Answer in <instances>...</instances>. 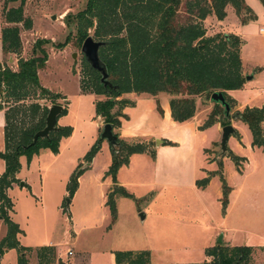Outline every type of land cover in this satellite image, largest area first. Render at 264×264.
Returning <instances> with one entry per match:
<instances>
[{
	"label": "rangeland",
	"instance_id": "obj_1",
	"mask_svg": "<svg viewBox=\"0 0 264 264\" xmlns=\"http://www.w3.org/2000/svg\"><path fill=\"white\" fill-rule=\"evenodd\" d=\"M3 1L0 0V66L16 71L19 59H29L38 54L33 53L38 39L48 40L49 43L43 47L47 62L39 71V81L52 95L65 96L66 103L62 99L57 100V104L67 108V113L58 117L57 126L72 128V134L62 142L60 158L51 169L56 173L45 171L54 158L48 152L52 158L35 164L34 169H23L22 180L16 183L19 186L10 193L14 213L10 214L12 209L7 213L21 231L17 235L19 244L32 249L27 253L29 264H39L35 248L49 244L53 245L56 253L52 264H114V252L117 251H149L151 264H204L213 260L206 256L205 250L218 245L224 248L252 247L249 258L242 264H264V149H248L252 142L248 127L240 120H229L236 133L229 137L227 152L223 154L219 146L222 126L218 132L209 131L202 156L195 157L193 168L186 166L187 163L182 166L178 163L175 168L168 169L165 178L157 175L158 180L164 179L169 183L164 189L135 186L130 189L131 198L117 197V221L112 224L104 198L113 183L108 173L112 156L107 141L101 142L87 169L84 163L87 153L99 142L102 130V124L100 126L95 115L94 102L107 97L92 94L96 97L94 99L92 95L81 92L80 86L86 77L81 53L83 42L78 41L75 22L71 20L70 27H67L64 21L66 15L82 11L86 0H27L23 16L31 21V28L18 25L19 55H5L1 50V31L12 26L4 20ZM181 1L179 23L188 17L186 6L192 0ZM202 4L206 5L204 1ZM244 4L251 11L243 9L237 15L228 5L222 21L211 14L201 23L206 36L232 34L242 40V74L244 77L252 76L248 85L258 95L257 105L264 108V35L259 32L264 28V2L244 0ZM18 6V2L5 5L6 10ZM88 32L92 35V30ZM67 37L68 43L58 48L57 45L65 43ZM158 96L174 97L166 93ZM194 101L197 108L194 117L204 129L214 109L213 103L207 104L203 96L194 98ZM38 103L49 108L51 98L45 96ZM249 107L237 110L234 101L230 115L242 113ZM262 130L264 135V123ZM234 156L242 159L238 163L240 171ZM203 157L209 164L215 162L214 170L206 174L200 170L205 165ZM154 158L142 163L146 167L140 175L134 176L137 180H156L153 178ZM224 158H227L225 166ZM79 168L85 170L81 172L77 189L70 197L67 186ZM213 176L217 179L209 189L190 186L193 177L196 178L193 182L196 186V182L206 178L210 180ZM223 181L230 188L225 207L221 202ZM24 182L25 186L21 187L20 183ZM216 191L221 193V204L217 201ZM6 231L7 226L0 219V240ZM4 254L0 264H16L17 252L14 249H5L0 256Z\"/></svg>",
	"mask_w": 264,
	"mask_h": 264
},
{
	"label": "trees",
	"instance_id": "obj_2",
	"mask_svg": "<svg viewBox=\"0 0 264 264\" xmlns=\"http://www.w3.org/2000/svg\"><path fill=\"white\" fill-rule=\"evenodd\" d=\"M26 1H3L4 20L12 25L1 31V50L5 55L21 53L18 25L22 24L25 29L31 28V21L23 16ZM16 2L19 3L17 8L6 10V4ZM181 5V0H86L82 11L66 15L65 24L70 27L71 20L75 22L80 43L87 37L106 42L99 50V58L107 69L109 82L115 88L106 89L100 82V74L83 58L86 77L80 89L86 94L107 97L106 100L96 101L94 110L96 117H100L103 124H110L112 130L120 126V118H125L123 108L133 105L127 99H118L123 94L158 96L159 93H166L174 96L170 99L169 107L171 118L177 123H185L194 117L196 97L203 96L207 100L205 102H208L213 93L220 92L230 109L232 108L234 101L226 92L240 90L245 83L240 56L243 42L232 34L206 36L201 21L211 14L222 21L226 17L225 7L228 5L237 15L243 9L251 10L245 6L244 0H192L186 6L188 17L179 23ZM89 30H92V35ZM68 39L67 37L65 43L58 44L57 47L63 48ZM48 43V40L38 39L33 46V53L38 54L29 59H19L16 71L0 66V111H4L5 146L4 151L0 152V159L5 162V171L0 175V219L7 226L6 235L0 240V255L5 249H14L17 252V264H29L27 253L32 251L19 244L17 235L21 231L7 213L13 208L7 190L19 183L16 178L21 167L19 159L25 157L29 163L33 156L44 149L57 154L60 140L72 134L71 127L56 125L57 129L50 132L48 137L39 138L33 143L34 135L45 127L49 109L40 105L38 100L46 96L51 98L53 105L57 104L58 99H62L57 94L52 95L39 82L38 72L47 62V53L43 47ZM32 99L35 101L30 102ZM62 107L61 115H65L67 108L64 105ZM157 108L160 111L158 103ZM234 115L235 119L248 127L252 136L251 146L264 149V108H245L242 113L235 112L232 116ZM216 122L222 127L230 124L224 116V109L219 105L212 109L204 128ZM114 135L116 145L114 148L110 147L112 158L108 173L116 184L118 170L128 164L131 155L148 153L154 158L155 152L151 149L153 143H127L117 133ZM100 144L98 142L94 145L85 156L86 169ZM164 144L173 145L168 141H164ZM233 160L240 171L238 163L242 159L234 156ZM85 168L77 169L71 176L67 186L70 197L74 195L78 178ZM207 183L208 178L196 182V185L204 187ZM222 189L221 202L225 207L230 189L225 181L222 182ZM117 197L132 196L116 185L106 194V206L112 224L117 219ZM35 250L39 264L55 262L53 246H41ZM251 251L252 247L247 246L224 248L218 245L205 250L206 256L213 260L204 264H242L249 258ZM114 264H151L150 253L117 251L114 252Z\"/></svg>",
	"mask_w": 264,
	"mask_h": 264
},
{
	"label": "crops",
	"instance_id": "obj_3",
	"mask_svg": "<svg viewBox=\"0 0 264 264\" xmlns=\"http://www.w3.org/2000/svg\"><path fill=\"white\" fill-rule=\"evenodd\" d=\"M38 78H39V72H38ZM40 85L44 87L42 84ZM226 93L233 101H235V104L237 105V110H241L242 108L249 107V106H253L255 108H261L260 106L257 105L258 95L255 94L252 91V89H250L247 80H245V83L242 89L228 91ZM94 96L93 98L96 99V97ZM63 97H62V100L66 101V98H63ZM118 99H127L131 101L133 105H129L123 108L122 113L125 115V118H120V126L114 129L113 132L117 133L119 138L126 141L127 143H137V142L146 143V144L154 143V146L152 148L153 151L155 152V158L153 159L154 160L153 161V173H154L153 178L156 180L154 182L153 181L144 182V180H137V178L134 177L138 173H139L138 175H140L141 171H144L146 166H144L145 164L143 165L142 163L149 162V160L151 161V157L149 156L148 153L133 154L129 157L128 164L125 166H122L118 170L116 174V184L112 183V186L110 184L109 190L113 187V185H116L118 187L123 188L130 195H133L130 192V189L135 186L150 187L155 190L164 189L166 186H168L167 184L169 183H166L164 179L158 180L157 175H160L159 176L160 178L162 177L165 178L166 174L169 171L168 169L175 168L178 163H181V166L187 163L186 166L189 165L190 167L193 168V163L195 162V159H196L195 157L202 156L203 148L207 142V135L209 131L214 130V132L216 131L218 132L220 131V128H221V124L219 122H216L213 125H211V127L209 128L201 129V125L198 119L195 117H193L192 119H190L189 121L185 123H177L173 121L171 118V112H170V107H169L170 99L167 96L153 97L148 94L129 93V94H123ZM96 101L98 100H95V102ZM157 103L159 105L160 111L157 108ZM210 103L212 102L211 101L207 102V104H210ZM215 105L217 104L215 103L212 104L213 108ZM97 119L100 120L99 124L100 126L102 124L101 127H103L104 125L103 120L100 117H97ZM3 128H4V112L0 111V132H1L0 152H3L4 147H5ZM65 139H68V138H62L60 140L59 149H58L59 152L57 154H53L50 150L44 149V150H41L38 155L33 156V158L31 159L29 163H27L25 157H20L19 162H20L21 167H20L19 172L16 175V178L19 181H21L22 180L21 173L23 169H26V170L34 169V166H36L35 164L39 165L41 161L51 156L50 153L48 152H51V154L54 155V158L51 159L48 166L45 167V171L46 170L51 171V169L53 168V166H55L57 160L61 156V152L63 149V147L61 146H62L63 140ZM156 141H157V145H155ZM164 141H168L172 143L173 145H165ZM104 142L105 141H103L102 144H104ZM247 147L251 151L258 149L257 147L252 148L251 142L250 144H248ZM108 148L110 150L109 145H108ZM108 159L110 158L108 157ZM203 159H204L203 163L205 165H204V168H201L200 170L205 171V174L209 172V170L211 171V169L214 170L213 168L215 166V162L209 164L206 158L203 157ZM226 160L227 158H224V161H223L224 166L226 164ZM106 165H108V163ZM205 166L206 167L208 166V168L210 169H207ZM4 171H5V162L2 159H0V175H2ZM51 172L53 174L56 173V171H51ZM65 177H63V179H66ZM215 179H217L216 176H213L210 180H208V183L204 186V188L209 189L210 186L213 185V181ZM195 181H196V178L193 177L191 179L192 183L190 185L193 189L197 187V185L194 186L193 184V182ZM25 184L26 183L24 182L23 185L25 186ZM218 185L216 187H218ZM17 186L19 185L13 184L11 188L7 190V195L10 199H11L10 197L11 191L17 188ZM232 189H234V187ZM220 195L221 193L216 191V197L219 203H220L219 201ZM104 198L106 201V194ZM229 207L230 206H228L227 208ZM13 208L10 214L14 213ZM20 236L21 235H19V237ZM48 246H53V245L49 244ZM5 255L6 254H4L3 256H0V259L2 260ZM72 263H74V261ZM16 264H17V261H16Z\"/></svg>",
	"mask_w": 264,
	"mask_h": 264
},
{
	"label": "water",
	"instance_id": "obj_4",
	"mask_svg": "<svg viewBox=\"0 0 264 264\" xmlns=\"http://www.w3.org/2000/svg\"><path fill=\"white\" fill-rule=\"evenodd\" d=\"M54 19V17H53ZM106 45L104 41H95L92 37H87L81 46V53L88 65L96 72L100 74V82L106 89H113L111 83L108 80V73L105 65L99 58V50ZM251 77H245V80L249 81ZM210 101L221 106L224 109V116L229 121L235 119L236 115H230V107L225 101L222 93L215 92L210 96ZM63 107L59 104H53L49 107L48 113L45 119V127L38 131L33 137V143L39 138L48 137L49 133L57 129V119L62 114ZM236 131L231 124L225 125L221 129V139L219 142L220 150L223 153L227 152V141L229 137L235 134ZM107 141L109 147L114 148L116 145V136L113 133L112 126L110 124H104L100 133L99 142ZM23 187V183H20ZM67 203L69 200L66 201Z\"/></svg>",
	"mask_w": 264,
	"mask_h": 264
},
{
	"label": "built area",
	"instance_id": "obj_5",
	"mask_svg": "<svg viewBox=\"0 0 264 264\" xmlns=\"http://www.w3.org/2000/svg\"><path fill=\"white\" fill-rule=\"evenodd\" d=\"M259 32H260V34L264 35V28H261V29L259 30ZM68 254H69V255H72V252H71V251H68Z\"/></svg>",
	"mask_w": 264,
	"mask_h": 264
}]
</instances>
